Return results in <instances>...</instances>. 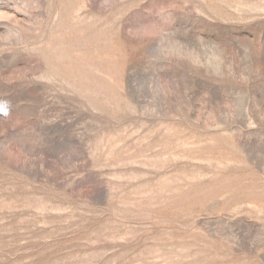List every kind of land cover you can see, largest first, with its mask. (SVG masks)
I'll return each instance as SVG.
<instances>
[{
    "label": "rangeland",
    "instance_id": "374dc122",
    "mask_svg": "<svg viewBox=\"0 0 264 264\" xmlns=\"http://www.w3.org/2000/svg\"><path fill=\"white\" fill-rule=\"evenodd\" d=\"M0 264H264V0H0Z\"/></svg>",
    "mask_w": 264,
    "mask_h": 264
},
{
    "label": "snow or ice",
    "instance_id": "6c2138e0",
    "mask_svg": "<svg viewBox=\"0 0 264 264\" xmlns=\"http://www.w3.org/2000/svg\"><path fill=\"white\" fill-rule=\"evenodd\" d=\"M5 115H6V113H5Z\"/></svg>",
    "mask_w": 264,
    "mask_h": 264
}]
</instances>
